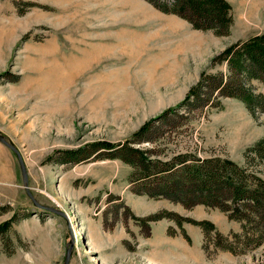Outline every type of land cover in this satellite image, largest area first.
<instances>
[{"label": "rangeland", "instance_id": "obj_1", "mask_svg": "<svg viewBox=\"0 0 264 264\" xmlns=\"http://www.w3.org/2000/svg\"><path fill=\"white\" fill-rule=\"evenodd\" d=\"M120 1L0 0V134L21 151L35 198L67 211L74 235L64 217L56 231L46 230V222L59 216L34 206L16 153L0 141V207H6L0 209V223L15 212L20 217L31 213L14 223L6 236L0 235V264H64L73 239L70 264H264V242L258 245L253 233L230 239L236 253L222 249L227 239L216 234L240 233L242 227L218 208H186L167 197L133 191L144 190L155 175L136 184L132 181L140 175L119 158L76 164L48 160L56 150L98 140L123 143L149 122L145 136L150 140L134 145L148 150L149 157L230 158L247 166L245 185L264 182V159L249 152L246 160L247 149L264 139V112L253 116L243 101L232 97H222L216 108L185 103L202 73L230 74L221 55L234 43L263 34L264 22L252 21L251 15L245 23L239 20L246 18L244 12L232 6L229 35L217 36L211 30L182 35L180 43L192 42V57L181 67L182 57L171 78L157 59L144 61L158 37L144 40L146 50L139 55L114 46L99 60L74 62L86 55L81 48L85 22L114 14L111 7L116 5V11L124 13ZM130 3L131 22H121L147 23L154 15L145 17L147 10L181 19L147 0ZM155 22L149 23L151 29ZM189 24L185 21L191 29ZM251 84L264 93L262 80ZM162 212L170 217L149 219ZM82 213L93 221L89 233ZM204 221L218 231L212 232V239L197 225ZM98 229L119 239L118 246L109 244L101 251L105 233L100 235ZM121 248L124 254L118 255Z\"/></svg>", "mask_w": 264, "mask_h": 264}, {"label": "trees", "instance_id": "obj_2", "mask_svg": "<svg viewBox=\"0 0 264 264\" xmlns=\"http://www.w3.org/2000/svg\"><path fill=\"white\" fill-rule=\"evenodd\" d=\"M147 1L164 13L178 15L195 29L211 30L217 36L229 35L234 22L232 4L228 0ZM220 58L227 61L230 74L202 73L199 81L188 91L185 103H192L194 107L211 105L216 108L221 105L222 97H232L243 101L253 116L264 112V93L257 92L251 84L254 79L264 82V33L234 43ZM212 62L215 63V60ZM148 130L149 122H146L123 143L98 140L76 148L56 150L48 156V160L76 164L119 158L134 167V174L140 175L132 181L136 184L142 179L148 180L150 175L156 176L154 179L150 178L151 181L149 179L144 190L134 187L135 193L155 198L167 197L186 208L196 205L216 207L226 213L229 219L240 221L242 231L227 236L216 231L211 222L197 224L202 227L208 239H212V232H218L217 237L226 238L227 245L222 244V249L236 253L230 239H239L249 233L254 234L258 245L264 242V182H256L253 186L245 185L243 177L248 172L247 166L230 158H198L187 155H178L167 161L151 158L148 150L134 146L150 140L145 136ZM249 152L264 159V139L247 149V161ZM0 209L6 210V207L2 206ZM165 213L156 214L149 219L170 217ZM30 214L20 217L15 212L10 219L2 221L0 235L6 236L14 223Z\"/></svg>", "mask_w": 264, "mask_h": 264}, {"label": "crops", "instance_id": "obj_3", "mask_svg": "<svg viewBox=\"0 0 264 264\" xmlns=\"http://www.w3.org/2000/svg\"><path fill=\"white\" fill-rule=\"evenodd\" d=\"M228 1L232 4L234 9L236 8V10H239V12L241 13L244 12V14L246 15V18L244 20L242 18H239V20L245 23H249L251 17H253L252 21L264 22V0H228ZM120 3H125L126 5V6L124 5L125 7L124 13L122 11H116L119 9V6L115 4L116 5L115 7H111L113 9L114 14L110 13L109 15H102L100 18L99 16L97 18L94 17L91 18V20L85 22L87 24V27L85 28L86 29L85 35L82 38L83 46L81 48L85 50L84 54L86 55L83 59H73L74 62H81V61L84 63L94 62L101 58L103 51L110 50L111 48H114V46H118L122 48L124 46L125 52L129 50L132 53L131 55L133 56L139 55L145 52L146 50V45L144 40L146 41L158 37L159 40L156 42V46L154 44L155 49H151V52L148 54L152 57L148 58L150 56H147L146 54L144 55L145 58L144 61L153 62L155 59L160 61V63L164 65V69L168 67L165 69L167 70L166 73L168 74L166 76L168 78H171L173 74L177 72L178 69H176V67H178L179 62H181L182 57L184 58L183 59L184 64L181 63V67L187 65L185 64L187 56L192 57V42L180 43L179 39L180 37H182V35H191L192 31L195 32L201 30L193 28L192 25H191L192 26L191 28L192 30H191L190 26L185 25L186 20H184L181 17H180L181 19L179 18L180 20H178L176 17L173 16H168V17L157 16L155 12L149 10H147L146 14L143 15H146L145 17H149L148 16L149 12L154 13V15L150 14L152 16L147 18L150 19L147 23L136 25V24H128L125 22H121L127 20L131 22L132 17L130 18L128 14H130L131 10H133L134 7L133 4L130 3V0H126L125 2L121 0ZM144 9L145 8H143V10ZM140 10L138 9V11ZM141 13L139 14L141 15ZM136 17L138 16H135V18ZM145 17L142 18L145 19ZM155 20L156 22L152 27L153 29H151L149 27V23ZM117 22H121V23H117ZM181 28L182 29L186 28L187 31L186 32L182 31ZM100 31L103 32L99 33ZM111 31L114 33L111 34ZM98 34H102V35H98ZM110 35H113L115 39L114 40L108 39ZM146 56H147V60H146ZM100 69L102 68H99L98 71H100ZM108 69H110V67ZM184 81H186V79ZM81 216H82V221L86 223V227L88 228L87 233H89L90 231L89 226H91L93 221L89 218V215L85 216L82 213ZM61 219H63V217L59 216L57 219L53 218L51 221L46 222L47 225L46 230L48 229V232L56 231L57 226L61 225L62 223ZM68 223L69 222H67V224ZM98 230L100 235H103L105 233L100 231V229ZM52 236H53V232H52ZM104 242L106 243V245L100 248L101 251L105 248V246L109 244L111 245L116 244V246H118L119 239L109 238L108 234L105 233ZM122 253L124 254V249L122 248L117 251L118 255L120 254L123 255Z\"/></svg>", "mask_w": 264, "mask_h": 264}, {"label": "water", "instance_id": "obj_4", "mask_svg": "<svg viewBox=\"0 0 264 264\" xmlns=\"http://www.w3.org/2000/svg\"><path fill=\"white\" fill-rule=\"evenodd\" d=\"M0 141L16 153L18 160H19V165L21 168L24 187L26 188L29 196L31 197V200L33 201L34 206L39 208L42 211L50 213V215L62 216L66 220H68V222H69L68 224L70 225V230H71L72 237H73L74 236L73 230L71 227V222L69 220V215H68L67 211L62 210L58 207L48 205V204H43L35 198L33 193L30 191L29 172H28V168H27L26 162L24 160V157H23L21 151L14 144H12L3 134H0ZM74 245H75V243H74V239H73L71 242V246L68 248L64 264H70L71 256H72V249L74 248Z\"/></svg>", "mask_w": 264, "mask_h": 264}, {"label": "bare ground", "instance_id": "obj_5", "mask_svg": "<svg viewBox=\"0 0 264 264\" xmlns=\"http://www.w3.org/2000/svg\"><path fill=\"white\" fill-rule=\"evenodd\" d=\"M76 234H78V235H79V234H81V233L77 231V232H76Z\"/></svg>", "mask_w": 264, "mask_h": 264}]
</instances>
